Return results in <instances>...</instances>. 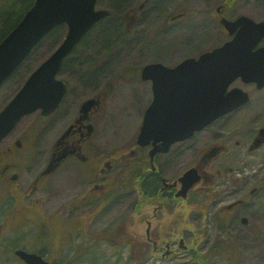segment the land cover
<instances>
[{
  "label": "flooded vegetation",
  "instance_id": "af4514ba",
  "mask_svg": "<svg viewBox=\"0 0 264 264\" xmlns=\"http://www.w3.org/2000/svg\"><path fill=\"white\" fill-rule=\"evenodd\" d=\"M121 20L122 38L131 29H126L125 17ZM137 32L134 29L132 36ZM121 40L125 46L134 42L133 38ZM183 58L167 65L172 67ZM141 68L123 66L116 76L113 66L88 72L86 85L93 92L88 97L95 101L87 113L80 112V104L70 111L63 100L55 112L43 115L37 111V120L22 130L15 127L4 138L0 190L9 200L8 213L16 221L44 222L48 237L59 234L58 239L70 240L82 224L79 209L88 208L83 209L85 214L94 210L107 213L128 201L127 206L140 215L150 210L146 243L151 244L153 255L167 258L171 264H264V128L252 121L243 132L230 128L242 110L252 108L257 116L262 115L264 86L236 79L230 88L241 87L248 93V101L165 150L152 151V144H137V133L110 149L106 123L101 120L108 101L119 98L124 102L121 77L144 94L149 92V101L152 98V82L141 77ZM139 99L141 96H135ZM43 143H48L45 149ZM254 164H260L259 168L253 169ZM188 168H195L200 177L180 197L176 195L181 188L179 177ZM56 173L73 181L75 190L66 208L55 203V210L47 212L48 187ZM35 192H46L45 198L34 196ZM176 208L182 220L173 230L159 219ZM10 224L16 227L19 223ZM164 230H169L168 235L160 236Z\"/></svg>",
  "mask_w": 264,
  "mask_h": 264
},
{
  "label": "rangeland",
  "instance_id": "374dc122",
  "mask_svg": "<svg viewBox=\"0 0 264 264\" xmlns=\"http://www.w3.org/2000/svg\"><path fill=\"white\" fill-rule=\"evenodd\" d=\"M121 1V14L125 11L124 8L135 9L133 15L136 16L138 24L131 28L129 35L122 37L127 38V40L133 38L134 42L125 46L121 40L122 22H119L120 7L116 0H98L97 8L113 11L109 20L115 21L114 23H117L119 27L118 33H113L111 30V33L115 34L114 38L117 37V42L109 41L108 45L105 44L103 28H106L110 23L104 20L89 31L84 38L85 40H82L74 52L65 60L59 77L65 79L71 86V90L64 98L70 106V111L73 110V107L76 108L90 93H93L86 85L89 79L88 72L98 67L113 66L116 76L120 67L123 66L134 68L155 60L172 64L182 57L198 55L227 39V35L219 27L218 21L211 17L214 14V9L219 4H223V0ZM143 1H147L146 5L140 7L139 4ZM178 12H186L188 15L181 20L174 21L169 27L167 18ZM226 13L229 17L245 14L255 20H264V0H235ZM134 29H138V32L132 36ZM57 32L60 35L64 33L61 29L56 30ZM57 43L51 37L45 38L40 47L30 55L27 61L30 63L26 67L20 68L13 77L1 85L0 108L18 89L22 76L28 74L26 69L48 56ZM139 52L141 56L138 55ZM107 82L111 83L112 80ZM120 93L124 102L121 103L119 98L115 101H108L105 117L101 120L102 124L106 123L107 141L110 149L124 144L127 142V138L137 132L143 110L149 102L148 98H150L149 92L145 91L144 94L140 87H131L123 81L122 77ZM135 96H141L142 99L135 100ZM254 110L250 108L239 112L238 116L233 119L230 128H238L239 132H243L250 127L248 124L251 121L254 125L260 122L261 125L257 127L264 128V109L262 115L259 116ZM70 111L69 114L71 115L72 112ZM35 119L37 120L34 114L25 117L18 124L19 130L25 128ZM255 119L256 122H254ZM237 140L239 141V139ZM47 144L43 143V149ZM6 145L7 140L0 142V148ZM259 165L254 164L253 169H258ZM177 169H174V173ZM76 189L79 190V186ZM74 190L73 181L67 182L61 174H54L48 187L50 195L47 199L50 201L46 205L47 212L55 210V203H61L66 208ZM60 192L66 193L60 195ZM33 195L38 198H45L46 192H35ZM133 196H135L134 192ZM4 198L5 192L0 190V201ZM4 200L0 205V261L5 259L6 261L2 264H18L13 251L19 248L28 250L44 248V254L48 259H52L53 264H171L167 258L153 255L151 244L146 243V219H150V210L147 215L143 216L144 212L140 215L127 206L128 201H124L121 209L113 208L107 213L94 210V212L90 211L89 214H85L83 209L87 211L88 208L79 209L78 219L82 222L79 233L75 234L70 246L61 251L60 239L57 238L59 234L48 237L44 231V222L34 224L33 221H16L14 214L8 213L9 200ZM178 209L176 208L171 215L163 213L159 221L166 222L174 230L178 222L182 220L181 215L178 214ZM10 221L19 224L13 227V224L10 226ZM154 224L155 221H152V226ZM41 231L44 233L40 238ZM168 231H161L160 236L168 235ZM43 238L46 241L42 240ZM38 246H40L38 249H34ZM130 255L131 257H129ZM140 259L142 262L138 263Z\"/></svg>",
  "mask_w": 264,
  "mask_h": 264
},
{
  "label": "water",
  "instance_id": "95a60500",
  "mask_svg": "<svg viewBox=\"0 0 264 264\" xmlns=\"http://www.w3.org/2000/svg\"><path fill=\"white\" fill-rule=\"evenodd\" d=\"M96 1L34 0L0 41L1 84L45 34L58 24L67 26L60 44L0 110V140L26 114L38 108L49 113L57 106L66 90L64 81L56 78L63 59L98 20L109 14L106 9H96ZM220 23L233 34L222 46L197 59L187 58L173 68L161 63L144 66L142 75L152 79L154 96L144 114L138 135L140 144L161 141L166 147L244 103L248 97L242 89L235 87L226 92L238 76L259 87L264 85V45L255 48L264 37V21L240 15L232 20L221 17ZM92 102L86 100L82 110ZM197 179L194 169L186 171L180 177L183 189L179 193L185 194ZM16 254L27 264H48L35 253L17 250Z\"/></svg>",
  "mask_w": 264,
  "mask_h": 264
},
{
  "label": "trees",
  "instance_id": "16d2710c",
  "mask_svg": "<svg viewBox=\"0 0 264 264\" xmlns=\"http://www.w3.org/2000/svg\"><path fill=\"white\" fill-rule=\"evenodd\" d=\"M234 1L235 0H223L222 3L225 5L226 8H229L232 5V3H234ZM32 2H33V0H0V40L17 24V22L21 19V17L25 13V11L31 6ZM116 2L118 3V5L120 7L119 8L120 9L119 18L121 20V4L120 3L122 1L121 0H116ZM109 18L110 17H107V18L104 19V20H106L107 23H110L108 26H106V28H103V36H105V40L104 41H105L106 45L109 44V41L117 42V40H116L117 37L114 38L115 34H112L111 30L113 31V33L114 32L118 33V29H119L117 23H114L115 21H113L112 19L109 20ZM104 20H102V21L104 22ZM99 24H100V22H99ZM112 24H113V27H111ZM120 27H121V23H120ZM58 29H61L64 32V26L60 25L58 27H55L53 30H51L45 37L46 38L47 37H51L56 42H59V40L62 38V35H60L58 32L56 33V30H58ZM83 40H85V39H83ZM40 45H41V42H39L38 45L35 46L33 51L19 65V67L13 72L11 77H13L20 68H22L23 66L26 67L30 63V62L27 63L28 59L30 58V55L32 53H34V51L38 47H40ZM33 66H35V64ZM33 66L30 67V68L28 67L26 69V71H28V73H29L31 71V69L33 68ZM26 76H27V74L22 76L21 83L23 82V80L25 79Z\"/></svg>",
  "mask_w": 264,
  "mask_h": 264
}]
</instances>
